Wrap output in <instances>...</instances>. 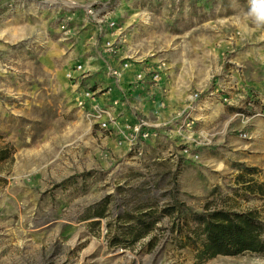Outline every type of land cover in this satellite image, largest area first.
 <instances>
[{
    "label": "rangeland",
    "instance_id": "1",
    "mask_svg": "<svg viewBox=\"0 0 264 264\" xmlns=\"http://www.w3.org/2000/svg\"><path fill=\"white\" fill-rule=\"evenodd\" d=\"M39 1L0 0V135L3 136L0 147L11 143L16 150L12 163L0 162V179L12 174L21 155L46 156L48 147V158L59 156L62 149L59 134L67 128L65 124L78 119L93 121L89 110H84L87 106L76 108L69 100L64 77L65 70L81 54V45H77L81 22H76L75 15L82 9L60 10L54 6L65 13L62 18L54 19V7ZM107 2L108 14L116 12L119 26L130 34L125 47L132 49L137 61L143 60L134 64L163 60L166 63L163 75L166 73L168 85L174 80L184 94L213 92L216 98L217 102L204 111H192L197 121L189 132L184 131L185 123L192 118L189 109H180L177 114L178 138L173 148L169 143L171 149L166 150V155L174 157L180 165L185 163V174L176 169L167 181L165 177L159 180V175L151 170L148 172V183H157L155 189H150L151 196L159 199L153 206L157 215L169 204L167 198L175 197L181 207L173 215L162 216L149 238L130 247L118 246L114 256L108 255L111 252L108 241L105 249V245L98 244L93 253H75L61 261L62 250L51 248L42 230L34 227L40 216L31 212L32 207L9 203L8 179L6 183L0 180V264H264V253L253 252L218 255L203 261L197 258L204 236H196V215L215 209L231 212L254 209L264 221V196L251 193L248 188L264 180V138L241 141L239 135L244 130L231 131L226 146L221 137L220 103L226 92L223 74L228 62L238 61L248 81L264 90V28H257L246 16L249 0ZM28 23L34 25L36 37L29 33ZM235 108L229 109L231 115L226 120L237 126L238 120L241 124L242 117L250 116L244 109ZM235 111L241 114L239 119ZM133 118L145 117L138 111ZM179 131L187 136L181 137ZM119 140L123 139L117 136ZM243 144L247 145V153L239 148ZM185 145H190L191 157L184 154ZM103 151L101 158L109 161L110 156ZM145 154V148L141 155L128 153L136 163L133 169L146 168L142 161ZM37 165L40 162L34 160L26 169ZM114 166L128 168L123 158H118ZM123 197L118 194L117 213L128 208ZM99 229L93 226L91 231L98 234ZM151 237L155 239L152 248L148 243ZM99 240L98 236L94 243L97 245Z\"/></svg>",
    "mask_w": 264,
    "mask_h": 264
},
{
    "label": "crops",
    "instance_id": "2",
    "mask_svg": "<svg viewBox=\"0 0 264 264\" xmlns=\"http://www.w3.org/2000/svg\"><path fill=\"white\" fill-rule=\"evenodd\" d=\"M52 9L55 11L54 19L65 15L55 7ZM108 13L106 9L101 11L100 18L104 20L116 18V12ZM75 20L81 22V34L78 37L79 43H77L81 45V54L76 63L65 70L64 77L66 79L68 71L74 70L79 63H83L84 69L90 72L88 77L82 79L79 84L66 79L68 94L69 97L71 96L69 100L73 102V106L78 108L75 97L84 89L95 85L92 90L98 94L99 102L103 105H112L113 100L121 96V93L116 86L111 91H106L108 86H113L107 74V67L108 65L120 66L121 56L127 47L124 45L118 56L107 53L103 43L110 38V30L106 23L103 32H99L100 24L97 19L83 10L76 13ZM28 26L29 33L36 37L34 25L28 23ZM50 30H52L51 27ZM92 35L98 37L97 44L92 43L90 39ZM46 36L47 33L44 35L45 39ZM77 51L79 53V50ZM232 60L228 62L223 74V83L226 87L223 95L226 93L235 95L241 87H248L252 96H261L262 101L257 99L256 103L258 109H264V90L250 83L246 78L244 67L238 61L236 63L233 60L234 63ZM142 67V64H133L130 69L124 71L122 82L128 87L129 98L124 104L113 106L118 118L115 123L109 124L108 129H101L94 120H72L71 123L65 124L66 129L60 131L59 140L62 149L59 156L56 154L55 157L48 158V147H46V156L21 155L20 160L16 159V164L11 170L12 174L7 178L6 200L15 206L32 207L31 212L40 216L34 227L42 230L41 234L45 235L46 242H50L51 248L58 247L62 250L61 261L71 258L75 253L83 255L93 253L97 250L98 244L101 247L105 245L103 248L105 249L108 247V241V248L111 250L108 255L114 256L116 253L114 250L118 246L121 245V248L125 246L123 239L130 240L133 237L132 230L137 231L139 228L134 216L145 212L144 207L159 201L158 198L151 196L150 189H155L157 183L156 181L151 185L148 183V172L151 170L159 175V180L165 177L167 181L172 179L176 169H181L179 172L181 175L185 174L186 164L180 165L174 157L166 155V150L171 149L169 143L172 148L176 143L178 137L175 127L179 120L177 114L180 109L188 108L189 94L178 90L179 87L174 80L168 85L166 73L162 76V81L158 86L151 81L132 84L135 73ZM164 88L166 92L163 91ZM202 98L204 102V107L200 109L202 111L217 102L216 98L209 97L208 93H203ZM162 101L164 105H161ZM220 104L223 124L221 137L222 141L227 143L226 146H229L231 131L242 132L244 130L247 135L246 137L239 135V140L264 138L263 117H242L241 124L238 120V125L235 126L226 120L231 115L229 109L235 106ZM131 106L138 107L150 125H161L160 130L163 136H168L157 141L150 139L147 142L145 158L142 160L145 169H133L136 163L133 161V156H127L130 152L128 142L117 141L118 131L123 132L125 123L134 120ZM241 108L237 107V109ZM87 109L91 110V101H88L84 110ZM244 111L247 112V110ZM190 114L193 113L190 112ZM234 115L238 116V119L241 116L237 111ZM171 127L172 131L169 130ZM239 148L242 153H247L246 144ZM102 150H105L103 152L108 154L109 159L114 163L101 158ZM86 158L88 159L87 165ZM118 158L125 159L128 164L127 169L114 166ZM34 160L40 162V165L33 169H26L27 164ZM158 183L160 184V181ZM118 194H123L124 205L128 206L120 213L116 211L119 204ZM166 200L169 203L176 202L175 197ZM93 226L100 228L98 234L91 231ZM98 236L101 242L99 240L96 245L94 239ZM149 236L150 234H146L141 240Z\"/></svg>",
    "mask_w": 264,
    "mask_h": 264
},
{
    "label": "built area",
    "instance_id": "3",
    "mask_svg": "<svg viewBox=\"0 0 264 264\" xmlns=\"http://www.w3.org/2000/svg\"><path fill=\"white\" fill-rule=\"evenodd\" d=\"M39 2L49 4L50 6H57L60 10L70 9H82L88 15H91L97 22L100 24L98 27L99 32H103L104 24L106 23L107 28L110 30V38L105 40L103 43L104 50L112 54L113 56L120 55V51L123 49L124 45L129 42L128 31L119 26V23L116 19H101L99 13L104 11L108 7L107 1H94V2H85V0H40ZM63 27H65V23H63ZM92 43H98V37L92 35L90 37ZM121 64L120 66H111L107 67V74L109 78L112 80L113 86H108L106 91H111L114 86L118 87L121 93V96L113 100L112 105H103L97 99V93L93 91L91 88L84 89L81 93H79L75 97V101L77 106L80 108H85L87 106L88 101H91V111H89V115L93 118L94 121L100 126L101 129H108L110 123H115L117 121V115L114 113L113 106L124 104L128 95V87L124 85L122 82L123 73L125 70L130 69L135 62H143L137 61L138 58L133 54L132 49L127 47L124 50V54L121 56ZM150 64V65H149ZM144 63L143 67L140 71L136 72L134 75V79L132 84L137 83H146V82H154L157 86L162 81V76L164 70L166 68V63L163 60H158L153 63ZM80 71L79 73H76ZM89 70L84 69V64L79 63L75 67L74 70H70L67 73V78L70 81H75V83L79 84L80 81L89 75ZM166 92L167 90L164 88L163 90ZM213 92L208 93L209 97L212 96ZM189 103L188 109L189 113L195 111V109H202L204 107V102L202 101V93L199 91H194L189 94ZM257 99L261 100L260 95L252 96L251 91L248 87H243L235 95H231L226 93V95L221 96V102L226 105H232L235 107H242L244 110H247L249 116H258L264 118V109H258L257 107ZM161 105H164V102H161ZM133 115L137 116L138 111L140 109L138 107H133ZM191 115V114H189ZM191 119L185 123L184 131L189 132L194 128L195 122L197 118L191 115ZM161 125H150L147 119L141 118L133 121H128L125 123L123 127V132L118 131V135L124 141H127L129 144V151L136 152V154H143L144 148L147 142L150 139L153 140H161L164 134L160 130ZM172 131V127L169 129ZM179 135L185 138L187 135L181 133L179 131ZM242 137H246V133L240 134ZM123 140H119L122 142ZM191 147L190 145H185L183 147L184 154H187L188 157H191ZM198 155H193V158H197Z\"/></svg>",
    "mask_w": 264,
    "mask_h": 264
},
{
    "label": "trees",
    "instance_id": "4",
    "mask_svg": "<svg viewBox=\"0 0 264 264\" xmlns=\"http://www.w3.org/2000/svg\"><path fill=\"white\" fill-rule=\"evenodd\" d=\"M0 137H3L0 135ZM15 147L11 143H6L0 147V162L14 161ZM4 183L7 178L0 179ZM251 193L264 196V180L256 181L248 186ZM179 203H169L165 205L159 215L153 209L157 202L150 204L145 212L134 216L137 231L132 230L133 237L130 240L123 239L125 246H129L140 241L146 234H151L162 216L173 215L180 205ZM179 206V207H178ZM185 207L181 210L184 211ZM198 229L196 236H204L202 247L197 250V258L200 261L213 258L218 255L236 256L245 252L264 253V221L257 210L244 212H231L224 209H215L206 213L196 215ZM155 239L151 237L149 246L152 248Z\"/></svg>",
    "mask_w": 264,
    "mask_h": 264
},
{
    "label": "clouds",
    "instance_id": "5",
    "mask_svg": "<svg viewBox=\"0 0 264 264\" xmlns=\"http://www.w3.org/2000/svg\"><path fill=\"white\" fill-rule=\"evenodd\" d=\"M246 16L257 28H264V0H249Z\"/></svg>",
    "mask_w": 264,
    "mask_h": 264
}]
</instances>
